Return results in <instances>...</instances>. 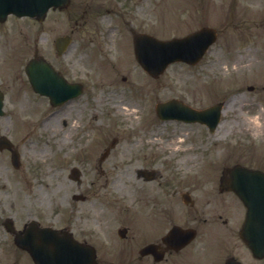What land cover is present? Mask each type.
<instances>
[{"label": "rangeland", "instance_id": "obj_1", "mask_svg": "<svg viewBox=\"0 0 264 264\" xmlns=\"http://www.w3.org/2000/svg\"><path fill=\"white\" fill-rule=\"evenodd\" d=\"M15 19L9 17L0 25V53L4 45L6 48L11 45L17 48L9 53L14 56L12 59L17 57L24 64L36 44L55 65L71 64L80 76L90 79L87 93L101 98L108 95L106 106L112 114L108 122L119 136L139 133L137 129L148 127L156 96L163 100L172 95L182 96L186 101L205 107L221 101L227 94L226 109L213 134L199 126L155 122L157 125L149 128L150 136L170 134L172 138L169 142L164 137L153 143L172 149L171 143L177 140L174 137L184 136V143L191 145L188 150H195L203 160L209 158L225 165L249 161V154L264 159V0H71L68 10L50 11L42 23ZM202 26L216 29L218 36L201 66L191 71L178 65L171 66L160 83H156L143 75L134 63L129 65L134 60L132 35L128 30L169 39ZM70 33L72 43L65 57L56 60L52 41ZM5 55L0 54V62L8 56L6 51ZM19 64L15 62L12 66ZM4 74L0 71V78ZM122 77L126 80L122 81ZM248 86H252L253 91H248ZM125 87L126 93L128 88L135 92L134 88L139 87L142 104L152 97V103H148L149 108L145 110L150 114H144L143 120L123 113L113 115L110 97L116 98V94L112 91L116 89L121 93L120 89ZM78 100L65 108V114L60 112L46 117L45 112L50 108L45 101L22 92L18 98L6 97L5 114L0 117V135H7L19 148L21 167L14 169L8 153L0 151V224L8 217L15 224L31 218H49L57 202L56 169L65 165L58 162L57 143L63 142L61 135L65 130L78 127V121L74 120L76 110L81 104L88 105ZM122 103L133 107L127 102ZM256 116L260 122L255 120ZM63 120L67 122L65 127ZM238 132H241L237 136L241 146L236 148L237 144L230 139ZM257 136L259 145L253 140ZM199 142L204 145L197 148ZM188 162H195V158ZM128 180L134 181V178H124L120 182ZM1 234L0 227V239L5 241ZM8 261V248L0 246V264Z\"/></svg>", "mask_w": 264, "mask_h": 264}, {"label": "flooded vegetation", "instance_id": "obj_2", "mask_svg": "<svg viewBox=\"0 0 264 264\" xmlns=\"http://www.w3.org/2000/svg\"><path fill=\"white\" fill-rule=\"evenodd\" d=\"M3 49L1 55L6 56V51V58L21 64L19 58L12 59L11 48L4 45ZM43 57L69 84L80 82V74L71 64L55 65ZM61 58L55 56L56 60ZM26 82L24 71H18L3 88L12 90V96L18 98L21 92L26 93L22 89L29 86ZM139 87L135 92L128 88L126 93V87L120 89L121 93L112 91L116 94V98L110 97L113 105L127 102L138 116L150 114L145 110L153 99L142 104ZM148 92L149 87L147 96ZM83 93L80 100L88 105L81 104L76 110L78 127L66 131L69 138L67 133L61 135L68 143L69 162L80 169L79 177L74 180L67 175L68 183L63 174L57 177L56 213L47 218L55 221L45 224L61 238L58 244L63 261H74L82 254L86 260L93 256L94 264H264V257H256L243 236L248 211L239 196L218 186L208 191L207 177L189 173L201 162L199 153L155 145L153 140L165 137L169 142L172 135L150 136L149 128L154 127L114 136L107 144L110 129L95 128V120L104 122L110 116L105 100L108 95L101 98L92 92ZM180 97L177 99L184 101ZM73 101L58 106V112L65 114ZM190 104L199 108L192 101ZM62 124L65 127L67 122L63 120ZM62 153L66 151L62 149ZM194 158L195 162H188ZM249 167L264 172V159L253 160ZM129 177L134 181L120 182ZM24 227L20 225L15 231L19 234ZM254 227L253 223L248 230ZM3 234L11 246L13 264H33L29 254L13 244V234Z\"/></svg>", "mask_w": 264, "mask_h": 264}, {"label": "water", "instance_id": "obj_3", "mask_svg": "<svg viewBox=\"0 0 264 264\" xmlns=\"http://www.w3.org/2000/svg\"><path fill=\"white\" fill-rule=\"evenodd\" d=\"M67 5V0H0V20H3L7 14L12 13L17 16H30L35 17L41 20L49 7L53 8H62ZM214 36V31L208 28H202L198 32L194 33L190 37L183 39H175L169 42H157L154 38L146 36V35H138L135 37V43H141L142 52L149 57L152 56L155 49L158 52V55L162 61H160L159 70L166 65L168 62L180 60L185 62H190V60L195 59L200 56L203 50L212 42V38ZM67 38L59 39L61 46L65 44ZM204 40V42H203ZM139 51L138 60L139 62L149 71L152 70L150 66H147V59L143 58L144 54L141 55ZM140 55V56H139ZM51 70L48 66L43 65L42 62H30L27 75L29 77L30 83L35 91L43 94L47 93L52 98H56L57 92L55 89L54 77L51 75ZM1 95H0V115L1 112ZM210 118V123L212 121L213 125L215 124L217 112L215 110H209L206 114ZM242 176H247L246 173L241 172ZM239 182H236L238 185ZM241 184L243 182H240ZM248 183V182H246ZM244 198L245 202H247L248 208L252 211L253 209H257L261 207L259 204H255L253 202L252 193L250 191H246L241 194ZM258 215V213L256 214ZM264 237L256 236L252 238L255 243V251L260 254L264 251V247H260L258 245L259 240H263ZM43 242V239H41ZM54 241H57L54 239ZM18 244L24 246L25 248L31 250L33 253H40L44 248L45 244L38 246L33 243L27 244L26 239H22L18 241ZM32 254L35 257V260L38 263L37 257L35 254ZM48 258V257H47Z\"/></svg>", "mask_w": 264, "mask_h": 264}, {"label": "bare ground", "instance_id": "obj_4", "mask_svg": "<svg viewBox=\"0 0 264 264\" xmlns=\"http://www.w3.org/2000/svg\"><path fill=\"white\" fill-rule=\"evenodd\" d=\"M122 110H124L123 108L120 107V111L122 112ZM256 121L258 120V118L255 119Z\"/></svg>", "mask_w": 264, "mask_h": 264}]
</instances>
